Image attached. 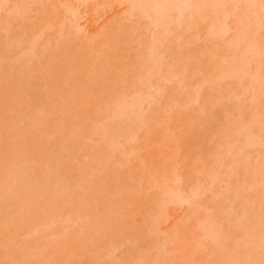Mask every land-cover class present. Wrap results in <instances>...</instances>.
Returning <instances> with one entry per match:
<instances>
[{
    "label": "rangeland",
    "instance_id": "374dc122",
    "mask_svg": "<svg viewBox=\"0 0 264 264\" xmlns=\"http://www.w3.org/2000/svg\"><path fill=\"white\" fill-rule=\"evenodd\" d=\"M145 1L0 0V166L27 167L30 194L58 205H17L25 218L11 222L0 264H264V0L218 6L221 32L246 26L249 45L231 48L232 31L209 32L216 15L191 24V10L174 12L164 36ZM109 124L117 148L106 155ZM146 176L171 178L189 201L161 207ZM10 184L0 176V191ZM10 191L3 205L16 202Z\"/></svg>",
    "mask_w": 264,
    "mask_h": 264
},
{
    "label": "bare ground",
    "instance_id": "6f19581e",
    "mask_svg": "<svg viewBox=\"0 0 264 264\" xmlns=\"http://www.w3.org/2000/svg\"><path fill=\"white\" fill-rule=\"evenodd\" d=\"M128 1L129 2H132L133 0H131V1L128 0ZM224 1L225 0H202V3L201 4H199L197 6H193L192 0H190V2H188V3H184L183 2L184 5H182L183 4L182 1H181L182 4H180L179 0H151V1H148V2H150V4L152 6L147 3L151 7V9H149V10L146 9L144 12H146L147 10H148L147 13H149L151 11L153 12L152 15H149L147 18H149V20H151V23L154 25L155 29L159 30L161 32V34H163L164 36L165 35L166 36L167 35L168 36L171 35V33H168V29L170 28L169 26L173 23L174 17L172 15H173L174 12H184V11H190L191 10V12H190L191 13V18H192L191 24H193L195 18H197V17H200L201 19H204V20L205 19L208 20V19L211 18L212 15H216V16H214L213 19L211 18L212 20L210 19L211 26H210L209 32H210V34L212 36H214L216 38H221V40H222V39H224V36H226L229 32L232 31L233 32V35L230 36L227 39V41H225L226 44H229L230 48L233 47V46H235V45H238L241 42H244L246 44L245 38L247 37V35H246L247 33L245 32L246 31V29H245L246 26L245 25H238V26H236L233 29L232 28H229V29H226L223 32H221L220 23L217 20V18H218V9H219L218 6L221 5ZM246 1H247V3L249 5L251 4L252 6L253 5H257L258 2H259V0H244V4H247V3H245ZM141 2H144L143 4L146 3L145 0H143V1L140 0L139 3L142 4ZM0 7H1V4H0ZM135 7H137V9H140L141 10L140 7H142V6H140L138 8V6L135 5ZM146 8H148V6H146ZM0 10H1V8H0ZM262 11L264 12V7H263ZM211 12H213L215 14H212ZM256 14H257V11L255 12V15L254 16H256ZM209 16H210V18H208ZM170 29H169V32H171ZM244 29H245V31H244ZM171 42H173V39L171 40ZM246 45L248 46L249 43L246 44ZM251 53H252V51H251ZM263 57H264V55H263ZM151 66L153 67V65H151ZM151 66L148 65L146 67L147 70L148 69L149 70L150 69H154V67L153 68H150ZM147 70L145 69V72H148ZM142 74H144V73L142 72ZM238 75L239 74L237 72H235V74L233 75V77H235V78L238 77L239 78ZM139 79L142 80V79H145V78L141 76V78H139ZM258 81H259V77H256L254 79H251L249 81L251 83L250 86L253 87L252 89L255 88L254 91L256 93L260 92V89H262L261 88L262 86H261V84L260 85L258 84ZM141 82H143V85H144V81H141ZM145 82H146V80H145ZM138 85L139 84H137V87H138ZM143 85H141V86H143ZM135 90L136 91L138 90V91L136 92ZM135 90L133 92L132 101H131V104H130V112L134 113V111H136V113L134 115V119L138 118L139 112L141 111L142 105L144 103L143 97H140V95H138V93L141 90H139V88L138 89H135ZM121 103H122V100L119 99V100L113 101L111 105H113L114 107H117L118 105H121ZM120 110L121 109L118 108L117 112L120 111ZM43 118H44V116H43ZM128 120H129V118H128ZM230 128L232 130H238V129L242 128V126H240V125L239 126L232 125V126H230ZM261 130H262V128H261ZM263 131H264V129H263ZM104 134H105V137H103V139H102V140H104L103 141L104 143H101L100 141H99L100 143L99 142L98 143H99V146L101 147L100 148V153L107 155V153L109 154L110 152L116 150V148H117V145L114 142L115 133H114L112 124H109V128H106L105 129ZM132 134H134L132 132V130L127 128L125 130L124 136H130ZM75 136L78 137V134H75ZM256 144H258V145L261 144V141L260 142H256ZM263 144H264V142L261 145H263ZM222 148L223 149H226V150L228 149V147L226 148V146H224V145L222 146ZM62 153L59 152L58 153V156L55 159L56 162L58 163L57 166H59L62 163V160L65 159V158H67V156H68L67 153L64 150H62ZM243 157H246V156H243ZM53 164H54V167H55L56 164L55 163H53ZM5 165H1L0 166V176L2 178H5V180H10L11 181V184L8 185V186H6V187H4V188H2V190L0 191V194L2 195V193L4 191H6V190H11L10 191L11 194L13 193L16 197L13 196V194L12 195H9V196L10 197L13 196L12 200L15 198L14 201H16V202H14V204L11 202L13 205H7V204L6 205H3L2 203H3V201L5 199L2 200L0 198L1 199L0 200V229H1V234H0V250L6 244L4 242V240H5L6 234L10 231L9 227H12L11 222L13 220H15V218H18V217L19 218H22V219L25 218V215L22 216V214H20V216L17 217L15 214L21 212V210H18V206L17 205H20L21 206V205L27 203V201H28L27 200V196L32 197V199L36 200L37 203L41 204V206L44 205L43 206L44 207L43 208V211H47L48 209L51 208V210L49 211V213L52 212V209L56 205V204L52 203V198H50V196L48 198H41L40 195H38V194L36 196V193L34 194L32 192L30 194V191H33L32 189H34L35 187L33 188V184H31V183H34L33 181H28L24 177L25 176V173H23V172H24V170L27 167H25L24 165H19L18 163L7 164L6 166ZM97 166H99V165H95L94 167L96 168ZM236 166L237 167H235V168L233 166L230 167V168H234V170L236 168H238L237 170H235L234 173L235 174H238L237 176H239L240 178L243 177L242 171L239 169L240 166H238V165H236ZM54 167H53V169H51V167H50L48 171H50V173L52 172L51 173V178L53 180L54 179L55 180H59L60 176L58 174L61 172L60 171V168L56 167L58 169H54ZM53 170H55V172ZM57 171H60V172H58V174H57ZM228 171L231 172L232 170H228ZM229 174H231V173H229ZM256 175L257 174L254 173L253 178H251V179L252 180L255 179L256 178ZM132 176L133 175L131 174L130 177H132ZM145 178L147 180V186H149L151 189L159 190V194H160V206L161 207L168 206V205H174L175 206L177 204L178 205H182L181 203H185V202H188L189 201L187 198L183 197L182 193H180L179 191H178L179 192V195L182 196V197H180L178 195V193H177L178 196H176V192L173 194V192L176 191V189H174V188L171 189V187H173L172 184H170L171 187L169 188V183L170 182L171 183L173 182L171 180V178H168V179H166L164 181H161V182L158 181V176L156 178L155 177L153 178L151 176H146ZM29 179H31V178H29ZM170 190L171 191L174 190V191L171 192ZM26 191L29 193V194L27 193L28 195H25V192ZM43 192H44V194H46V190H43ZM11 203H9V204H11ZM56 206H58V205H56ZM41 210H42V207L41 208H38L37 205H36L35 207H33V209H31L29 212H27V214H28V216L37 215ZM81 214H83V213H81ZM49 216H50V214H49ZM83 218H87V216H85V215L82 216L81 215L79 217V219H83ZM49 220H50V218L48 219L47 225L50 222H51V225L48 226V227H54V223L56 221L53 218H51V221H49ZM57 229H58L57 227L55 229H53L54 233L49 234L48 237H54V238H56V237L59 238L60 237V240L57 242V245H58L57 247L59 249H61V251H59L60 254H61L62 253V250H63L61 248V246L63 248H65L64 247V244H65L68 236H62V235L60 236V233H58ZM75 240H77V239H75ZM29 246H30V248L32 250H35L36 249V247L33 244L28 245V248H29ZM219 250L221 251L222 249H219ZM0 254H1V252H0ZM60 254L58 253L57 254L58 257H55L54 259L55 260H60L62 258V256ZM39 260L41 261V259H39Z\"/></svg>",
    "mask_w": 264,
    "mask_h": 264
}]
</instances>
